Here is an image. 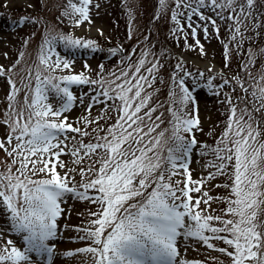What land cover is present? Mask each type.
<instances>
[{"label": "snow or ice", "instance_id": "1", "mask_svg": "<svg viewBox=\"0 0 264 264\" xmlns=\"http://www.w3.org/2000/svg\"><path fill=\"white\" fill-rule=\"evenodd\" d=\"M254 2L172 0L173 34L179 33L177 38L184 39L186 48L198 49L203 56L199 34L207 39L211 25L219 38L217 19L232 21L234 27L224 44L228 67L230 45L235 42L239 48L241 25L251 18ZM157 4L162 11L169 8L168 0ZM93 8H99L94 0H66L62 15L73 28H81L91 24ZM28 20L22 17L14 23ZM189 34L192 44H188ZM57 43L69 51H103L96 41L72 32L46 38L38 65L27 74L20 106L16 97L21 89L7 75L16 65L8 69L0 65V77L8 80L10 89L3 121L9 131L0 139V152L7 157L0 170V209L8 224L7 230L0 228V264H52L60 242L58 221L67 215L62 207L67 199L97 208L89 211L86 225L75 229V241L84 246L63 253L67 257L90 255L92 264H203L181 256L178 245L191 240L222 253L230 264H264V142L247 104L238 114L237 105L225 94L223 102L229 106L225 130L216 147L203 146L213 157L204 165L207 175L193 180L190 170L193 150L199 145L196 133L203 131L196 103L199 89L220 96L232 84L244 93L251 88L253 100L260 105L253 104L252 110L264 109V72L252 76L253 56L243 65L252 81L248 86L236 77L218 81L222 73H213L211 65L206 66L210 75L205 78L203 71H188L178 62L172 74L168 126L161 128L163 112L153 115L157 107L150 105L152 96L147 91L160 65L158 60H146L147 51L127 70L110 73V79L104 77L100 64L97 78L92 79L86 74L90 66L85 64L86 71L76 72L75 61L56 51ZM107 51L115 57L122 50ZM74 86H89V91L77 95ZM101 105V114L93 118V109ZM79 106L83 113L74 123L70 114ZM112 111L114 122L101 127V120L112 119L107 115ZM224 176L231 183L215 187L227 188L229 196L210 195L209 182ZM216 201L226 204L222 215L212 214ZM9 234H16L23 248L4 239ZM215 242L225 246L217 247Z\"/></svg>", "mask_w": 264, "mask_h": 264}, {"label": "rangeland", "instance_id": "2", "mask_svg": "<svg viewBox=\"0 0 264 264\" xmlns=\"http://www.w3.org/2000/svg\"><path fill=\"white\" fill-rule=\"evenodd\" d=\"M237 2H240V0H237ZM94 3L99 4V8H93L91 24H86L81 28H73L70 21L62 15L66 7V0H0V65H3L6 69L11 68L12 65H16L7 75L21 89L16 97L17 106L23 104V89L24 85L28 83L27 74L38 65V57L44 40L69 32H72L76 36L96 41L98 47L103 50L96 53L87 49L69 51L61 43L55 45L56 51L62 57L75 61L74 70L76 72L86 71L84 65L88 64L91 71L86 74H89L92 79L97 78V73L100 71L98 66L100 64L104 66V77L110 79V73H119L121 70H127L128 65H134L142 58L141 54L145 51L149 53L146 58L147 61H159L160 67L158 72H156L158 74H155V81L157 82L154 81L152 83V85L154 83L156 85H154L153 91L150 88L147 91L152 96L150 105L157 107V112L153 115L155 116L163 112L162 119L164 123L161 125V128L168 126L170 116L166 114L165 110H168L170 101L166 98L169 96L166 93L169 91V88L165 87L166 83L162 82L159 84V82L172 76L174 67L178 62H183L188 71H203L205 78L210 75V73L204 70L196 69V67L207 68L199 63L190 61L185 55H179V50L191 57L201 60L210 59L217 63L219 65V69L217 70H220L222 73L221 77H217L218 81L222 78L236 77L241 81H245L246 86L250 85L252 81L243 67L250 55L254 59V63L250 69L252 76L258 77L261 72H264V0H255L254 5L250 9L251 18L245 20L243 25H241L243 40L239 48L237 49L234 46L235 42H233V45H230L228 67H225L224 44L228 42L231 30L234 27L232 21L217 19V25L220 28L219 38H217L211 25H209L207 39L202 32L199 34V39L204 46L205 52V55L201 56L198 49L191 50L185 47L184 39L177 38L180 37L179 33L173 34L172 30L176 25L170 19L172 0H168L169 8L163 11L158 7L157 0L154 2L150 0H94ZM245 10L249 11L247 6ZM206 15H211V13L206 12ZM157 16L158 18L154 19ZM22 17H28L29 20L23 24L14 23ZM213 18L216 19L214 16ZM96 25H99L100 29L96 34H90L87 28ZM100 32L103 34L101 35ZM193 42V38L189 34L188 44H192ZM113 44L122 46L124 54L118 53L117 56L110 57L105 47ZM21 53H23V56H21ZM121 59L124 60L123 64L120 63ZM217 70L213 69V73ZM161 72L165 73V75H162ZM201 82L203 83V78ZM232 85H234L235 91L232 90ZM232 85L226 86L220 96L212 95L206 88L198 90L196 103L199 111L200 127L203 131L196 133L199 145L194 148L191 157L190 170L192 171L193 180L201 179L207 175L208 170L205 169L204 165L213 158L208 149L203 146L216 147L225 130L229 114V106L223 102L225 94L230 95L233 104L237 105L238 114L246 106L239 96H243L249 101L251 107L247 105L248 109L252 111L254 124L261 133L260 140L264 142V122L261 121L262 115L264 118V109H261L259 112L252 110L253 104L256 108H259L260 105L253 100L251 88H249L248 93H244L237 85ZM9 91L8 80L5 77H0V139L4 138L9 131L3 123L9 111V102L7 100ZM73 91L77 95H81L89 91V86H74ZM175 91L178 97L179 89H175ZM85 102L87 103V98H85ZM102 107L103 105L93 109L91 116L94 118L100 115V108ZM176 107H179L178 103ZM82 113L83 106H79L70 114V119L75 123L76 117ZM107 115L111 116L112 119L101 120L100 126L103 124L107 126L114 122L116 113L112 111L107 113ZM81 126L83 127V125ZM88 139L89 137H85V142ZM202 150L207 154L201 155ZM62 158L68 159L67 157ZM6 161L7 157L0 152V170L3 169ZM229 172H231V168H229ZM77 180H79L78 176ZM230 183L231 181L227 176L217 177L216 180L209 182L206 190L214 197H227L229 196V190L224 187H215V185ZM62 207L65 209L67 215L62 216L58 221L61 226L60 242L56 244V254L52 264H92L90 255L82 254L67 257L63 253L75 251V249L84 246L82 243L75 241L74 238L78 235L75 229L86 225L90 219L88 215L89 211H96L97 208L91 204L73 199H67ZM225 207L226 204L223 202H214L212 208L215 211L212 214L222 215ZM65 225L67 227H64ZM7 227V216L4 214L3 209H0V228L7 230ZM79 235H83V233H79ZM4 239H12L17 247L23 248L24 246L23 241L19 240L16 234H9ZM2 242L0 241V243ZM215 243L217 247L225 246L221 242ZM178 247H180L181 256L184 259L199 260L203 264H230L229 258L222 253L202 247L191 240L184 242L183 245H178ZM33 258L36 259L35 256Z\"/></svg>", "mask_w": 264, "mask_h": 264}, {"label": "trees", "instance_id": "3", "mask_svg": "<svg viewBox=\"0 0 264 264\" xmlns=\"http://www.w3.org/2000/svg\"><path fill=\"white\" fill-rule=\"evenodd\" d=\"M196 69L204 70V69H202V68H200V67H196ZM204 71L208 72L207 70H204ZM220 77H221V76H220ZM162 82H163V83H166V84H165V87L169 88V91H167L166 93L170 94V91H172V90L174 89V85H173V82H172V76H171L170 78L165 79L164 81L159 82V84L162 83ZM154 85H156V84L154 83V84L152 85V87L150 88V89H152V91H153V89H154V88H153ZM233 86H234V85H232L231 88H233ZM166 98L169 99V101H171V97H170V95L167 96ZM239 98H240L245 104H247L249 107H251V104L249 103L248 100L245 99V97H243V96H239ZM165 112H166V114H168V115L170 116V113H169L168 110H165ZM261 121L264 122L263 115H262V117H261ZM103 127H107V126H103Z\"/></svg>", "mask_w": 264, "mask_h": 264}, {"label": "bare ground", "instance_id": "4", "mask_svg": "<svg viewBox=\"0 0 264 264\" xmlns=\"http://www.w3.org/2000/svg\"><path fill=\"white\" fill-rule=\"evenodd\" d=\"M99 29H100L99 25H96V26H92V27L87 28V31L90 34H96ZM193 61H195L196 63H199V64H201L203 66L211 65L212 68H214V69L219 68L218 64L215 63V62H213V61H211L210 59H208V60H201L199 58H193Z\"/></svg>", "mask_w": 264, "mask_h": 264}, {"label": "water", "instance_id": "5", "mask_svg": "<svg viewBox=\"0 0 264 264\" xmlns=\"http://www.w3.org/2000/svg\"><path fill=\"white\" fill-rule=\"evenodd\" d=\"M113 47H116V48H119V49H121L119 46H112V47H109L108 49H110V48H113ZM122 50V49H121ZM120 53H123V50L122 51H120Z\"/></svg>", "mask_w": 264, "mask_h": 264}]
</instances>
